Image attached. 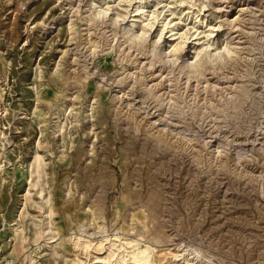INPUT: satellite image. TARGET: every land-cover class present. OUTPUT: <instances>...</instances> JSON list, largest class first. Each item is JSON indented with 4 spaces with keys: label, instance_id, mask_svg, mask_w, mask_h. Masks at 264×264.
<instances>
[{
    "label": "rangeland",
    "instance_id": "obj_1",
    "mask_svg": "<svg viewBox=\"0 0 264 264\" xmlns=\"http://www.w3.org/2000/svg\"><path fill=\"white\" fill-rule=\"evenodd\" d=\"M146 247L264 264V0H0V264Z\"/></svg>",
    "mask_w": 264,
    "mask_h": 264
},
{
    "label": "bare ground",
    "instance_id": "obj_2",
    "mask_svg": "<svg viewBox=\"0 0 264 264\" xmlns=\"http://www.w3.org/2000/svg\"><path fill=\"white\" fill-rule=\"evenodd\" d=\"M186 0H180V3H182V2H185ZM93 4H94V15L96 16V17H98V18H103V17H109L110 19H113V21H115V22H118V21H120V20H122V19H124V15L122 14V13H120L119 11L117 12V14H114V13H111V7L110 6H107V7H102V6H98L97 4H96V2H94L93 1ZM92 4V5H93ZM143 7L144 6H141V5H138V7H137V9L136 10H138V11H140L141 9H143ZM167 7V6H166ZM169 10H171L172 11V13L173 14H175L176 13V11L175 10H173V9H171V8H169ZM143 12V11H142ZM161 12V11H160ZM128 13V12H127ZM140 13V12H139ZM138 12L137 13H135L134 14V16L136 15V14H139ZM151 15H152V17H154L157 21H159V12L156 14L155 12H152V13H150ZM137 22H139V18H134L133 19V25H132V27H130V29H128V31L129 32H131V34L135 37V38H137V39H143L144 37H146V36H148V31H149V29H151L152 27H153V25H154V21L152 22V21H149L148 23H146L145 24V26L143 27L142 26V31L139 33L138 32V30L137 29H135L136 27V25H137ZM163 23H164V28H165V26H167V25H169L170 23H172V20H168V21H166L165 22V20H163ZM149 27H151V28H149ZM163 28V29H164ZM171 30H174V28H171ZM211 33V32H210ZM209 33V34H210ZM177 34H179V36H176ZM184 34H186L185 33V31L184 32H182V31H177V32H174V33H172L171 35H172V38L170 39V40H176V39H180V41H178V43H176L175 45L174 44H172L171 43V45H170V47L171 46H173L171 49H170V52H172L171 53V55L173 56V59L175 60V59H178V57H179V55L178 54H180L185 48H186V46H187V43H188V40H186V38L184 37ZM208 36V35H207ZM209 39V38H208ZM157 41L155 42L156 44V48L157 47H159V44L160 43H162L164 40H162V35H160L159 36V38L158 39H156ZM204 45H201L202 47L201 48H199V50L198 51H196V49H197V46H195V47H193L194 48V50L192 51L193 53H195L196 52V57L199 55V53L202 51V52H204L206 55H208V57L209 58H213V57H215L216 56V54H213L210 50H207V48H210L211 47V45L213 44V43H211L210 42V40L209 41H206L205 43H203ZM226 50L229 52V49H228V47H226ZM191 52V51H190ZM215 53H218V51H216ZM188 65L189 66H192L193 65V63H191V61H188ZM130 242V241H129ZM148 247H146V248H142V249H140V251L137 253L136 252V254H134V258L136 259V261H139L141 264H149V257H148Z\"/></svg>",
    "mask_w": 264,
    "mask_h": 264
},
{
    "label": "built area",
    "instance_id": "obj_3",
    "mask_svg": "<svg viewBox=\"0 0 264 264\" xmlns=\"http://www.w3.org/2000/svg\"><path fill=\"white\" fill-rule=\"evenodd\" d=\"M8 264H12V263H8Z\"/></svg>",
    "mask_w": 264,
    "mask_h": 264
}]
</instances>
